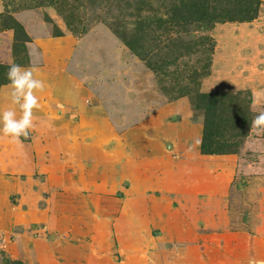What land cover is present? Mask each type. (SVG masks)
<instances>
[{"label": "rangeland", "instance_id": "374dc122", "mask_svg": "<svg viewBox=\"0 0 264 264\" xmlns=\"http://www.w3.org/2000/svg\"><path fill=\"white\" fill-rule=\"evenodd\" d=\"M260 1L257 19L206 32L210 73L193 87L243 93L251 124L264 109V97L253 105V92H264ZM14 17L46 88L29 137L0 138V264H202L190 255L198 248L208 250L204 264H239L252 238L264 247V132L251 127L238 154L204 155L201 102L177 97L188 84L183 66L153 71L106 11L82 12L83 34L51 6ZM147 38L151 55L167 54ZM13 41V30H0V65L15 62ZM8 85L0 108L10 106Z\"/></svg>", "mask_w": 264, "mask_h": 264}, {"label": "trees", "instance_id": "16d2710c", "mask_svg": "<svg viewBox=\"0 0 264 264\" xmlns=\"http://www.w3.org/2000/svg\"><path fill=\"white\" fill-rule=\"evenodd\" d=\"M5 1V12L0 15V30L14 31L15 63L29 65L27 44L31 42L24 26L14 17L15 13L51 6L72 32L83 34L87 28L82 26L81 13L90 8L106 11L108 27L153 71L165 75L164 69L169 65L185 68L188 84L179 88L177 97L195 94L201 102L194 108L204 114L202 154H238L249 137L250 110L241 101L243 93L201 94L193 91V87L199 86V79L210 73L215 42L206 32L220 23L257 19L262 6L260 0H19V4H14V0ZM9 6L12 9L9 10ZM55 34L61 35L57 28ZM150 34H155L156 38L152 40L167 50L164 57L147 51V36ZM197 54H201L202 59L195 58ZM8 66L0 65V89L9 84L6 76ZM164 91L169 93L166 89Z\"/></svg>", "mask_w": 264, "mask_h": 264}, {"label": "clouds", "instance_id": "9594fccd", "mask_svg": "<svg viewBox=\"0 0 264 264\" xmlns=\"http://www.w3.org/2000/svg\"><path fill=\"white\" fill-rule=\"evenodd\" d=\"M33 49L29 48V65L22 66L12 62L6 73L9 81L10 106L0 108V138H9L10 142L21 144L27 139L34 127V110L40 108L37 93L45 91L46 82L38 78L39 60L33 59ZM264 97V92H253V105ZM252 129L264 132V109L258 110L252 119Z\"/></svg>", "mask_w": 264, "mask_h": 264}, {"label": "crops", "instance_id": "0c3cea01", "mask_svg": "<svg viewBox=\"0 0 264 264\" xmlns=\"http://www.w3.org/2000/svg\"><path fill=\"white\" fill-rule=\"evenodd\" d=\"M260 246H262V247H260ZM249 248H250L249 255L247 257L243 258L239 262V264H264V247H263V245H259V243H257L256 238H252L251 246ZM206 249H207V247H206ZM206 252H208V250H204L203 248H201V249L198 248L197 250H192L190 252V255L193 256L196 254L199 258L202 257L201 258L202 261L199 258H196V259L199 260V262H202V264H204V263H208V261H206V258H205Z\"/></svg>", "mask_w": 264, "mask_h": 264}]
</instances>
